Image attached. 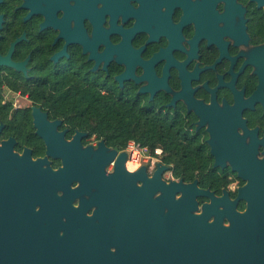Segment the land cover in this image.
Instances as JSON below:
<instances>
[{"label":"flooded vegetation","instance_id":"1","mask_svg":"<svg viewBox=\"0 0 264 264\" xmlns=\"http://www.w3.org/2000/svg\"><path fill=\"white\" fill-rule=\"evenodd\" d=\"M105 102L154 119L156 145L137 155L133 138L93 131ZM133 186L193 193L195 213L224 196L207 219L229 224L230 201L258 246L230 261L264 264V0H0V193L14 216L116 264H182L133 213Z\"/></svg>","mask_w":264,"mask_h":264},{"label":"water","instance_id":"2","mask_svg":"<svg viewBox=\"0 0 264 264\" xmlns=\"http://www.w3.org/2000/svg\"><path fill=\"white\" fill-rule=\"evenodd\" d=\"M165 188L163 194L152 199L134 187L132 211L136 216L143 209L147 211L152 232L155 234L154 229L160 227V235L182 264H232L231 259L243 253L247 260L257 249L253 226L240 221L230 201L227 208L225 205L229 224L221 221L223 210H216L215 218L207 219V211L214 209L215 201H224V196L212 197L211 205L204 204L203 211L195 213L193 193L183 191L173 201L171 186ZM148 197L154 201L153 206L146 204ZM14 202L11 190L0 193V264H116L118 258L84 253L87 250L73 251L72 241L56 237L41 226L39 230L32 228L25 217L14 216ZM162 203L168 206L167 210L163 211ZM78 246L79 242L75 247ZM246 260L243 264H250Z\"/></svg>","mask_w":264,"mask_h":264},{"label":"trees","instance_id":"3","mask_svg":"<svg viewBox=\"0 0 264 264\" xmlns=\"http://www.w3.org/2000/svg\"><path fill=\"white\" fill-rule=\"evenodd\" d=\"M98 107L96 114L99 127H94L92 130L98 135L119 136V146H123L128 138H133L153 148L157 143V138L161 136L162 129L154 124L156 122L154 119L149 118L147 125H144L140 119H134V112H131L132 118L128 119L124 113L112 112L108 102L101 103Z\"/></svg>","mask_w":264,"mask_h":264},{"label":"built area","instance_id":"4","mask_svg":"<svg viewBox=\"0 0 264 264\" xmlns=\"http://www.w3.org/2000/svg\"><path fill=\"white\" fill-rule=\"evenodd\" d=\"M126 149L131 151L134 154H145L147 150V146L139 143L134 139H129L126 144Z\"/></svg>","mask_w":264,"mask_h":264}]
</instances>
